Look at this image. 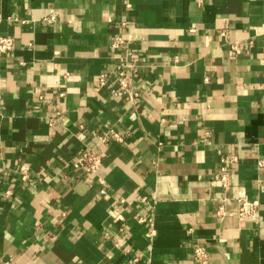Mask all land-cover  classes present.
I'll use <instances>...</instances> for the list:
<instances>
[{"label":"crops","instance_id":"1","mask_svg":"<svg viewBox=\"0 0 264 264\" xmlns=\"http://www.w3.org/2000/svg\"><path fill=\"white\" fill-rule=\"evenodd\" d=\"M0 18L16 44L0 55V264H198L197 246L264 264V0H0ZM119 36L139 60L133 103L96 91ZM110 129L124 142L103 143ZM239 197L261 200L255 230Z\"/></svg>","mask_w":264,"mask_h":264},{"label":"built area","instance_id":"2","mask_svg":"<svg viewBox=\"0 0 264 264\" xmlns=\"http://www.w3.org/2000/svg\"><path fill=\"white\" fill-rule=\"evenodd\" d=\"M1 19V18H0ZM57 17H51L46 19L47 23L56 22ZM15 40L11 37L0 36V55L12 56L15 52ZM112 48L114 50H123L126 48L125 55L120 58L119 64L114 68V70H109L102 73L99 76L98 86L96 91L102 89L113 88V95L116 98L124 97L129 102H135L140 98V94L136 92L133 88V84L139 69V60L133 57L132 51L127 47L126 41L120 36L115 39L112 43ZM240 48L237 46H232L230 55L233 58H236L240 55ZM40 99H43L42 97ZM103 143L110 141H116L123 143V138L115 131L108 130L103 136L100 137ZM105 158L104 154L90 151L85 153L81 157V164L84 166V172L88 176H96L101 187L100 194H106V182L99 177V172L102 169L103 160ZM236 158H231L223 162V167L220 170V173L216 177V183L219 187L224 190H228L230 187V177H231V165L236 163ZM258 167L264 169V159L258 162ZM126 201L121 200V204H124ZM140 202L146 206L151 207V202L147 198H142ZM236 210L232 213L234 218L237 219L238 223L241 226H251L253 230L258 228L262 221V203L259 199H250L248 197H239L236 199ZM153 209V207H151ZM225 205L222 204L218 208L217 216L219 220H223L226 216ZM140 223H148L153 229L150 237L155 235V221L153 218H144L140 220ZM125 226L120 229V233H124ZM194 260L198 264H210V254L206 248L197 246L194 249Z\"/></svg>","mask_w":264,"mask_h":264}]
</instances>
